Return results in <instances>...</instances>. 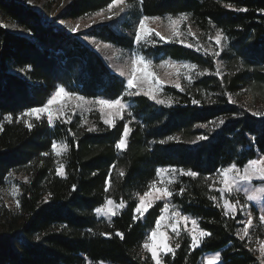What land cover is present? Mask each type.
I'll return each instance as SVG.
<instances>
[{
	"label": "trees",
	"instance_id": "obj_1",
	"mask_svg": "<svg viewBox=\"0 0 264 264\" xmlns=\"http://www.w3.org/2000/svg\"><path fill=\"white\" fill-rule=\"evenodd\" d=\"M109 3L111 0H71L63 17H82ZM128 3L130 17L187 13L205 34L222 29L228 41V48L220 55L225 70L221 76L215 75L217 65L211 54L177 42L159 41L153 36L155 45L138 46L132 38L116 34L107 26L89 30L88 35L123 50L140 52L152 61L162 56L208 70L182 86L184 91L165 86L162 96L170 97L171 104H159L144 95L127 96L124 78L111 72L80 40L79 33L46 21L21 2L0 0L1 14L28 34L13 33L0 24V186L10 172L27 178L17 184L19 207L0 205V264H85L86 260L153 264L141 245L162 204L156 202L136 222L132 216L136 194H142L156 179L157 168L166 167L199 174L189 177L178 173L170 187L174 192L170 202L212 235L192 250L188 235L182 233L176 241L181 247L175 259L169 254L164 257L165 264H201L204 254L215 252L221 253L223 264H259L256 251H249L253 245L236 235L241 215H225L222 207L209 199L216 196L219 203V192L209 188L211 183L206 178L232 162L243 166L248 159L264 155V116L254 115L233 96L244 83L264 95V0ZM226 4L247 11L230 9ZM61 85L86 98L123 97L132 115L124 114V119H118L112 128L95 120L99 130L91 132L78 116L70 123L57 121L52 129L44 119L32 121L31 130L16 120L27 109L42 106ZM229 96L235 103L229 102ZM193 99L200 103L193 104ZM255 112L263 111L257 108ZM9 114L13 122L5 120ZM221 119L223 124H219ZM125 123L132 130L128 147L117 150L115 143ZM204 124L208 127H200ZM201 135L208 138L196 140ZM168 136L180 139L168 141ZM162 140L165 143H160ZM53 141L69 145L60 161L65 165L63 177L56 174ZM45 152L49 155L43 156ZM181 187L185 189L182 195ZM106 197L117 204L121 199L126 201V207L118 209L111 220L97 218L94 212ZM116 231L124 238L115 235ZM106 232L112 235H101Z\"/></svg>",
	"mask_w": 264,
	"mask_h": 264
},
{
	"label": "snow or ice",
	"instance_id": "obj_2",
	"mask_svg": "<svg viewBox=\"0 0 264 264\" xmlns=\"http://www.w3.org/2000/svg\"><path fill=\"white\" fill-rule=\"evenodd\" d=\"M141 4L143 0H140ZM115 6H121L120 12H124L126 8L131 7L128 3V0H111V3L107 5V9L112 11ZM225 7L234 9L237 11H247V9H238L235 8L232 4H226ZM103 11V10H102ZM96 15H100V13H96ZM119 15L118 12H112L111 16L105 17L106 19H111L113 16ZM160 17H149L142 16L136 27L134 33V42L138 46H142L143 44H152L155 45L157 40L153 39V35L159 38V41L171 42L173 38L178 39V42L181 44H185L186 47L192 48L193 44L185 43V40L181 37L184 36V33L180 30L181 24L189 19V14L180 13L178 16L173 17L169 15L167 17V21L172 31V36L167 37L162 35L160 32L155 31L153 28L148 26V21L152 20H160ZM63 23V22H62ZM79 30V25L71 28V31L75 32ZM188 35L194 36L191 28L188 29ZM209 40H213L215 42L216 48H212L209 46L207 48H203L202 46H197L196 50H203L206 55L211 54L213 57H219L221 52L223 51L224 45L223 41L227 39L224 35L222 29L217 28L214 36H209ZM219 49V50H217ZM161 66H170L175 68L177 79L174 81H169L173 86L180 91H184V87H182L180 83V77L183 76L184 79H187L191 82L195 77L191 74L194 70L198 68L195 64L183 63L177 65L175 62L163 61ZM153 62L148 59L144 55L134 52L130 58V71L125 72L123 69L119 70L120 75L126 77L127 87L125 89V95L127 96H135L143 94L149 99L155 100L159 104H171V98L167 99H159L158 94L162 91L164 81H161L156 73L152 70ZM208 72L207 69L203 71H196V76H203ZM215 75L221 76L220 67L218 65ZM135 89V91H133ZM64 102L61 103L60 101ZM213 102L214 101H210ZM229 102L235 103L232 100L231 96H229ZM193 104H199L200 101L193 99ZM58 105L57 107H53V105ZM92 106H98V110L101 114L100 118L103 120V123L108 127L112 128L116 126L117 118L120 120L124 119V113L127 112L128 116H131L132 113L129 111L130 105L126 103L123 97H117L115 99H107V98H96L94 100H86L84 96L77 95L75 92H71L66 90V88L61 85L58 86L55 91L51 94V96L47 99V101L41 107H33L27 109L25 112H22L18 117H16L17 121H22L25 126L31 130L34 127V124L30 122L31 118H35V120H40L42 117L46 116L47 123L49 126H53L57 121H61L62 123H70L72 120V116L69 115V111L74 112L76 109H82L83 111H92ZM106 109L108 111H106ZM254 115H262L264 116V112H255ZM28 117L29 119H24ZM5 120L8 122H13V117L9 114L5 117ZM83 123H88L86 119H83ZM131 123V121H129ZM129 123H125L123 125V132L120 138L115 143V148L117 150H126L128 147V138L131 133V128L129 127ZM224 120L221 119L219 124H223ZM200 127H208L207 124L200 125ZM0 130H3V125L0 124ZM95 125H90L87 128V131H98ZM207 136H198L196 140H206ZM178 136H168V141L179 140ZM195 143L196 141H192ZM160 143H165V141H160ZM52 151L55 153L57 157L62 156L69 150V145L63 142L53 141L51 145ZM43 156H48L49 153H42ZM58 167L56 168V174L63 177L66 175L64 168L65 165L63 162L57 161ZM169 174L168 179H164V174ZM187 175L189 177H197L199 174L195 171L184 169H177L174 167L170 168H157L156 169V177L158 179H153L149 182L147 186V190L143 192V194L137 193L138 202L136 203V207L133 210L132 220L136 222L140 219H143L145 213L152 208L156 202L158 201H167L169 198L173 197L174 192L170 190V185L175 183L174 177L176 174ZM13 173H9V176H12ZM120 175L123 176L124 172L121 170ZM217 180L222 185L220 188L215 189L219 192L220 199L223 201V209L225 215H230L235 218L236 213L238 211V206L240 211H244L246 214V219L241 221L242 227L237 230L236 235L239 237L241 241H244L246 238L249 243L252 242V236L250 235V230L253 228L254 217L253 214L248 211L249 202H258L262 204V208L258 217V220L262 226H264V155L259 158H250L247 160L243 166L238 165L236 162L230 163L228 166L221 167L217 170L216 173ZM212 177L209 176L206 180H211ZM25 180L27 178L25 177ZM254 181H260L259 186H254ZM158 182L159 185L158 186ZM216 181H213V184L209 185V188L212 189ZM73 190H75L76 185H73ZM110 188V175L109 179L105 181V192L107 193ZM185 189L181 187L179 189V194H183ZM243 192L245 203L243 205L240 204L239 200L233 202L230 197L233 193L239 194ZM12 195H18V189L13 188ZM50 195V194H49ZM47 199V198H46ZM210 200L220 206L217 202L216 196H210ZM17 207H19V201H17ZM126 207V201L121 199L117 204L111 197L105 198V204L101 207H97L95 212L97 215H104L111 220L112 216L117 215V209H123ZM191 224L189 228L188 225ZM183 224V231L188 235L190 239L189 248L195 250L198 248L204 238L210 237L211 232L202 229L199 227L198 221L195 218H191L188 215L182 214L177 206L171 205L168 202L163 204V207L160 210V215L155 219L154 226L150 229L146 238L142 243V248L150 254V259L153 264H165L164 257L171 254L172 258L175 259V253L177 249L181 247L180 243H176L173 247L170 243L169 230L171 233L175 235V237H180L182 229L180 225ZM104 236H111L112 233H101ZM115 235L119 236L121 239L124 238V234L120 231H116ZM36 239H40L39 236ZM258 247L257 248H249L250 252H259V256L257 260L259 264H264V240L256 241ZM99 264H104L103 261H100ZM202 264H223L222 256L220 252H216L213 255L206 256Z\"/></svg>",
	"mask_w": 264,
	"mask_h": 264
},
{
	"label": "rangeland",
	"instance_id": "obj_3",
	"mask_svg": "<svg viewBox=\"0 0 264 264\" xmlns=\"http://www.w3.org/2000/svg\"><path fill=\"white\" fill-rule=\"evenodd\" d=\"M15 1L21 2L24 5H27L31 8H33L46 21L53 22L56 25L63 27L64 29H66L69 32L79 33L78 37L80 38V40L83 43H85L88 47H90L99 56V58L106 64V66L108 67V69L111 72L121 76L119 70L123 69L125 72L130 71V58H131L132 54L136 51L120 49V48L116 47L114 44H112L111 42L101 41V40H99V39H97L91 35H88L87 32L93 28H96V27L107 26L114 33L125 34L134 40V33H135L136 27L138 25V21L143 15H140L139 17H130L127 14L128 8H126L124 12H120L121 6H115L112 9V11H109L107 9V6H106L105 8H103L99 11H96L94 13H91V14H88V15H85L82 17L69 18V17H63V14L65 12L67 4L71 0H15ZM112 12H118L119 15L113 16L111 19H106L105 17L111 16ZM96 13H100V15L98 16V15H96ZM168 16L169 15L160 17L161 18L160 20H155V21L150 20L147 22L148 26L153 28L155 31L160 32L164 36L171 37L172 31H171V28H170L169 23L167 21ZM176 16H178V15H176ZM176 16H173V17H176ZM151 17H155V16H151ZM0 24L3 25L8 31H11L13 33L20 34V35H28L25 30L18 27L14 23H12L9 19H7L5 16H3L1 14V12H0ZM77 25H79V30L75 31V32L71 31V28L76 27ZM189 27L191 28L192 33H194V36L188 35ZM180 30L184 33V36L181 38L185 40V43L193 44V47H192L193 49H196L197 46H202L203 48H207L209 46H212V48H216L215 42L213 40L208 39V37L210 35L211 36L215 35L216 29L214 31H212L210 34H205V33L201 32L200 30H198L194 26V24L192 23V21L190 20V17H189L188 20L184 21L181 24ZM156 38H158V37H156ZM171 42L179 43L178 39H176V38H173L171 40ZM179 44H181V43H179ZM183 45H185V44H183ZM223 45H224V48H223V51H224L228 48L227 39L225 41H223ZM217 50H219V49H217ZM201 52H204V51L201 50ZM136 53L143 55L140 52H136ZM214 59H215L217 67L219 65L220 71L221 72L224 71L225 70L224 61L220 58V56L214 57ZM163 61H169L170 63L175 62L177 65L183 64V63L192 64V63H189L186 61H175V60H172L168 57H162V56H159L157 60H153L152 61L153 62V69L152 70L156 73L157 77L161 81H164L163 88L165 86H173V84L169 83V81H174L177 79L175 68L170 67V66H161ZM196 71H201V70L198 68L196 70H194L191 73L194 77H197L195 75ZM121 77L124 78L125 83H126V77H124V76H121ZM191 82H189L187 79H184L183 76L180 77V83L182 86L189 85ZM262 85H263L262 88L264 91V84H262ZM126 87H127V84H126ZM163 88H162V91L158 94L159 99H166L162 96ZM133 91H135V89H133ZM77 95H80V94H77ZM140 95H143V94H140ZM233 96H234V100L244 104L246 106V108L251 113H255V111H257V108H259V110L261 109L264 112V95H263L262 91H259L258 89H254V91H253L252 88H249V84H247V83L242 84L235 91ZM47 99H46V101H47ZM85 99L86 100H94L96 98H86L85 97ZM60 102L63 103L64 101L61 100ZM57 106L58 105H56V104L53 105V107H57ZM106 111H108V110L106 109ZM129 111H130V108H129ZM68 114L71 115L72 118L74 116H78L81 119L82 124L85 125L87 128L90 125H94L95 120L99 119L100 121L103 122V120L100 118L101 114L98 110V106H92V111H83L82 109L78 108L74 112L69 111ZM124 114H127V112H125ZM82 117H83V119H86L88 121V123H83ZM24 119H29V118L25 117ZM41 119H44L47 122L46 116L42 117ZM34 120H35V118H31L30 122H32ZM117 120H118V118H117ZM53 126H49V128L52 129ZM56 142L59 143L62 141H56ZM52 154L55 156L57 161L58 160L61 161L63 155L60 157H57L53 151H52ZM260 156L261 155H257L255 158H259ZM166 168H170V167H166ZM216 173H217V171L211 176L212 179L210 180V183L213 184V181H216V183L214 184L213 187L215 189H218L222 185L217 180ZM177 175H178V173L174 177L175 180H176ZM168 178H169V174H167V173L164 174V179H168ZM156 179H158V178L156 177ZM22 180H25V177L20 175V174L13 173L12 176L7 177L5 183L2 186H0V205L3 204V205H6L10 208H13V209H15L17 207V201H18V196H19V189H18L17 184L19 181H22ZM260 183H261L260 181H254L253 182L254 186H259ZM158 186H160L159 182H158ZM14 187L18 189V195H16V196L12 195V190ZM169 187H171V185ZM230 199H232L233 202H235L236 200H239L241 205H243L245 203V198H244L243 192H241L239 194L233 193L232 196L230 197ZM137 202H138V197H137ZM159 202H161L162 207H163V204L165 202H168L171 204L170 198L167 201H159ZM219 205L223 209V201L220 199V195H219ZM261 208H262L261 203L253 201V202H249V206L247 209L248 211H250L253 214V217H254L253 228L250 230V235L252 236L251 244L253 245V248L258 247V245L256 243V241L258 239L264 240V226H262L258 220ZM238 213L242 217L241 221H244L246 219V214L244 211L239 210V206H238V211L236 214H238ZM182 214H184V213H182ZM95 215L97 218H103V219L109 220L108 217H106L102 214L97 215V213L95 212ZM185 215H187V214H185ZM188 216L191 217L190 215H188ZM191 218H193V217H191ZM180 227L182 229L181 234L185 233L183 231V227H184L183 224H181ZM188 227L189 228L191 227L190 223H189ZM241 227H242V223H241ZM149 231H150V229H149ZM149 231L146 233V236L149 233ZM258 235H259V237H258ZM146 236H145V238H146ZM169 236L171 238L170 243L174 247V244L176 243V241L179 237L178 238L175 237V235L173 233H171L170 230H169ZM141 247H142V245H141ZM143 251H145V250L143 249ZM215 253L204 254L202 259H201V264H202L203 259L206 256L213 255ZM256 253L259 256V252L256 251ZM149 256H150V254H149ZM85 264H99V262L93 263L89 260H86ZM104 264H113V263L104 262Z\"/></svg>",
	"mask_w": 264,
	"mask_h": 264
}]
</instances>
